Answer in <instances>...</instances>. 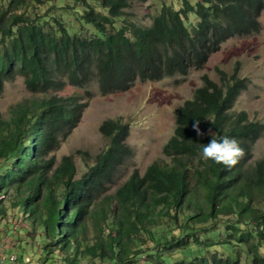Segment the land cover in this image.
Returning <instances> with one entry per match:
<instances>
[{
	"label": "trees",
	"instance_id": "16d2710c",
	"mask_svg": "<svg viewBox=\"0 0 264 264\" xmlns=\"http://www.w3.org/2000/svg\"><path fill=\"white\" fill-rule=\"evenodd\" d=\"M74 2L76 26L32 16L30 0H8L0 11V91L18 76L32 93L55 91L0 118V219L12 221L20 253L4 264H264V156L251 162L264 124L231 110L246 80L237 69L222 71L221 83L207 79L175 110L168 160L133 171L114 191L128 153L125 122L101 124L111 141L95 156L77 150L58 161L55 154L87 106L58 94L67 85L95 81L108 94L201 68L234 30L254 29L264 0H183L178 9L163 6L147 26H117L130 0ZM85 25L93 32L78 30ZM220 136L241 148L231 167L200 157L201 146ZM221 247L227 254L217 253ZM24 253L36 259L26 262Z\"/></svg>",
	"mask_w": 264,
	"mask_h": 264
},
{
	"label": "rangeland",
	"instance_id": "374dc122",
	"mask_svg": "<svg viewBox=\"0 0 264 264\" xmlns=\"http://www.w3.org/2000/svg\"><path fill=\"white\" fill-rule=\"evenodd\" d=\"M7 2L8 0H0V11ZM75 5L74 0H47L42 4L37 0H30L29 4L32 16L38 11L46 16L61 17L66 20L65 23H71L73 26L78 25L73 14ZM165 5L178 9L182 7L183 0H130V6L125 9L124 17L117 21V26L150 25L154 16L159 14ZM190 19L192 22L197 20L193 16ZM260 21L262 27L258 32L228 39L222 43L219 50L210 55L201 68L193 67L187 74L137 81L124 91L108 94H104L95 81L82 87L67 85L58 94L76 96L87 106L79 125L62 141L61 148L55 153L57 160L60 161L62 156L73 154L77 150L88 151L95 156L105 150L111 141L100 131L101 124L107 119L125 122L129 126L126 140L128 153L115 174L116 183L110 190L114 191V188L127 180L133 171L138 170L142 175L154 161L168 160L163 153V147L175 130V110L187 99L192 98L196 89L205 86L207 79L221 83L222 71L230 75L237 69V74L247 79V88L240 93L233 108L236 117L241 118L240 113L245 111L248 120L264 124V13ZM78 30L93 32V28L87 25L82 28L78 26ZM52 93L55 91L32 93L26 87L23 77L18 76L15 80L7 82L5 88L0 91V118L8 119L11 110L21 101L30 98L42 99ZM262 156L264 133L254 145L251 162ZM80 157L75 155V162L79 173H83L86 167ZM11 222H0V241H6L8 253L20 256L10 239L9 230L13 228ZM262 246L264 248V242ZM212 251L215 252L214 249ZM262 252L264 254V249ZM217 253L227 254L223 247ZM23 257L26 262L36 259L29 253H24Z\"/></svg>",
	"mask_w": 264,
	"mask_h": 264
},
{
	"label": "clouds",
	"instance_id": "9594fccd",
	"mask_svg": "<svg viewBox=\"0 0 264 264\" xmlns=\"http://www.w3.org/2000/svg\"><path fill=\"white\" fill-rule=\"evenodd\" d=\"M263 13H264V9L257 13L256 25H255L254 29H248V31H246V30H234L235 34L231 35L229 38H227L223 42H226L228 39H231L234 37H243V36H247L251 33L258 32L262 27L260 17L262 16ZM250 20L252 21V19H250ZM190 22H192V21H190ZM195 22H197V21H195ZM195 22H192V23H195ZM222 43H221V45H222ZM236 72H237V70H236ZM243 79H246V78H243ZM147 80H150V79H147ZM155 80H157V79H155ZM137 81H140V80H137ZM244 81H245V84H244V87L241 88L240 93L247 88V85H248L247 79ZM142 82H144V81H142ZM240 93H239V95H240ZM233 108H234V106H233ZM233 108L231 110L234 112ZM242 112H244L246 114L245 111H242ZM193 127H196V124H193ZM197 132H199L198 128H197ZM258 139H260V138H258ZM258 139L256 140V142L258 141ZM255 143L252 144L253 148H254ZM240 155H241V148L239 147L237 141L234 138H230L227 136H220L219 138H212L211 137V139L207 143H204L200 148L201 159H205V160L210 159L214 163H220L226 167L233 166L237 162V159L240 157ZM1 221L2 220H0V222ZM12 227H13V225H12ZM16 256H18V254L8 253V244L6 243V241L4 239L1 240L0 241V264H4L6 261H10L13 263L15 261ZM22 257H23V255H22ZM27 260H29V259L27 258Z\"/></svg>",
	"mask_w": 264,
	"mask_h": 264
},
{
	"label": "bare ground",
	"instance_id": "6f19581e",
	"mask_svg": "<svg viewBox=\"0 0 264 264\" xmlns=\"http://www.w3.org/2000/svg\"><path fill=\"white\" fill-rule=\"evenodd\" d=\"M257 17V16H256ZM196 21H198V19L196 20ZM246 31H248V29H246ZM253 151V150H252Z\"/></svg>",
	"mask_w": 264,
	"mask_h": 264
}]
</instances>
